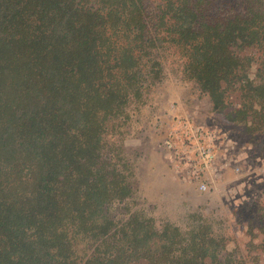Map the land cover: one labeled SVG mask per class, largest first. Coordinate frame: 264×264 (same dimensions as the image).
Returning <instances> with one entry per match:
<instances>
[{"label": "trees", "instance_id": "16d2710c", "mask_svg": "<svg viewBox=\"0 0 264 264\" xmlns=\"http://www.w3.org/2000/svg\"><path fill=\"white\" fill-rule=\"evenodd\" d=\"M170 47L214 108L264 136V0H0V264L253 263L210 223L112 215L135 193L128 107Z\"/></svg>", "mask_w": 264, "mask_h": 264}, {"label": "rangeland", "instance_id": "374dc122", "mask_svg": "<svg viewBox=\"0 0 264 264\" xmlns=\"http://www.w3.org/2000/svg\"><path fill=\"white\" fill-rule=\"evenodd\" d=\"M163 70L161 81L128 107L121 138L134 168L135 193L112 205L113 217L122 221L138 213L153 218L159 229L173 223L185 232L207 222L232 248L241 246L252 264H264V250L248 247L262 240L261 231L254 230L255 237L249 230L264 225V136H249L242 123L214 108L197 84L184 78L183 58L173 47ZM181 121L214 134L219 153L209 176L190 181L173 166L167 144L172 131L184 137ZM203 182L206 191L200 189Z\"/></svg>", "mask_w": 264, "mask_h": 264}, {"label": "built area", "instance_id": "2783aa9c", "mask_svg": "<svg viewBox=\"0 0 264 264\" xmlns=\"http://www.w3.org/2000/svg\"><path fill=\"white\" fill-rule=\"evenodd\" d=\"M182 123L181 121L180 124ZM182 125H184V137L178 136L181 133L177 130L172 131V138L167 144L173 166L178 173L187 175L190 181L201 176H209L219 153L214 134L193 124ZM200 189L208 190V184L201 183Z\"/></svg>", "mask_w": 264, "mask_h": 264}]
</instances>
